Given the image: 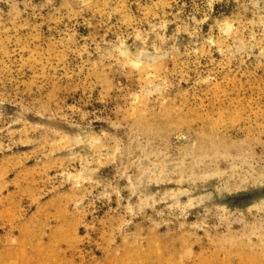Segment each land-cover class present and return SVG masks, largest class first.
Masks as SVG:
<instances>
[{"label":"rangeland","instance_id":"374dc122","mask_svg":"<svg viewBox=\"0 0 264 264\" xmlns=\"http://www.w3.org/2000/svg\"><path fill=\"white\" fill-rule=\"evenodd\" d=\"M0 264H264V0H0Z\"/></svg>","mask_w":264,"mask_h":264}]
</instances>
